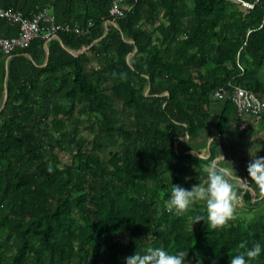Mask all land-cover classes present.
Segmentation results:
<instances>
[{"label":"trees","instance_id":"16d2710c","mask_svg":"<svg viewBox=\"0 0 264 264\" xmlns=\"http://www.w3.org/2000/svg\"><path fill=\"white\" fill-rule=\"evenodd\" d=\"M114 1L0 0L86 32L0 52V264H122L146 244L229 264L264 244V193L218 230L193 225L203 202L177 215L165 201L172 184L206 180L239 125L214 93L240 86L264 101V0H124L113 17ZM19 30L0 17L3 37ZM210 129L208 157L187 153Z\"/></svg>","mask_w":264,"mask_h":264},{"label":"clouds","instance_id":"9594fccd","mask_svg":"<svg viewBox=\"0 0 264 264\" xmlns=\"http://www.w3.org/2000/svg\"><path fill=\"white\" fill-rule=\"evenodd\" d=\"M172 123L175 124L176 121L173 120ZM248 152L246 175L239 172L237 174L230 166L219 163L218 157L207 164L205 181L194 183L188 188L172 184L168 199L165 201L167 210L181 215L190 211L197 203L203 202L206 216L196 215L193 225L203 221L208 228L218 230L229 221L235 220L241 204L240 185L264 193V156L258 155V152L254 154L252 147ZM262 255L264 244L257 241L246 247L242 253L232 256L229 264H254ZM122 264H187V259L183 250L169 252L162 246L146 244L139 251L123 257Z\"/></svg>","mask_w":264,"mask_h":264},{"label":"built area","instance_id":"2783aa9c","mask_svg":"<svg viewBox=\"0 0 264 264\" xmlns=\"http://www.w3.org/2000/svg\"><path fill=\"white\" fill-rule=\"evenodd\" d=\"M242 6L243 9H253L254 4L250 1L232 0ZM124 0H115L110 14L113 17L123 16L121 5ZM0 17L6 19L10 25L18 24L20 27L17 36L7 38L0 33V52L5 55H11L17 49H24L28 47L36 38L50 40L57 37V33L75 32L83 34L84 32L79 27H71L69 24L55 23V19L48 12L47 9H42L33 13L31 17H26L22 12H14L0 7ZM214 97L217 99H225L229 97L232 99L234 107L239 116V128L245 129L246 122L251 117L260 118L264 113V101L257 97V95L249 89L240 86H232L229 91L225 87L219 88ZM239 195L241 196V203L243 204L244 196L249 192L252 193L250 187H245L243 184L239 186Z\"/></svg>","mask_w":264,"mask_h":264},{"label":"crops","instance_id":"0c3cea01","mask_svg":"<svg viewBox=\"0 0 264 264\" xmlns=\"http://www.w3.org/2000/svg\"><path fill=\"white\" fill-rule=\"evenodd\" d=\"M215 113L217 115L216 118H218L219 112L217 109ZM209 131L212 135L208 137L206 134V137L203 135L197 143L191 144L192 147H190L187 153L199 155L198 153L201 154L204 152L202 157H208L209 146L213 140L217 139L214 130L210 129ZM187 138L188 137H185L184 139L186 140ZM220 145L216 148L215 159L219 157V163L230 166L237 172V174L239 172L242 175H246L245 168L249 160L248 149L252 147L254 154L255 152H258V155L264 156V152L262 151V149H264V118L259 120L250 118L248 122H246L245 129H240L238 124H233L227 134L224 135L223 144L221 146ZM200 182L203 181H199L197 183ZM250 189L255 201L262 198V196L260 198H256L261 193L259 190H255L252 187H250Z\"/></svg>","mask_w":264,"mask_h":264},{"label":"rangeland","instance_id":"374dc122","mask_svg":"<svg viewBox=\"0 0 264 264\" xmlns=\"http://www.w3.org/2000/svg\"><path fill=\"white\" fill-rule=\"evenodd\" d=\"M82 133L83 134H88V131H86L85 129L84 130H82ZM75 149V147L72 145L71 147H70V150H71V152H72V150H74ZM258 151H261V150H258ZM262 151L264 152V149H262ZM102 155L104 156V157H109V152H108V150H104L103 152H102ZM246 210L245 208H244V205L241 203L240 204V206H239V208H238V210H237V212L240 210ZM246 212V211H245Z\"/></svg>","mask_w":264,"mask_h":264},{"label":"water","instance_id":"95a60500","mask_svg":"<svg viewBox=\"0 0 264 264\" xmlns=\"http://www.w3.org/2000/svg\"><path fill=\"white\" fill-rule=\"evenodd\" d=\"M75 54H78V53H75ZM6 99H7V93H5V95H4V102H3V106H4V103L6 102Z\"/></svg>","mask_w":264,"mask_h":264}]
</instances>
